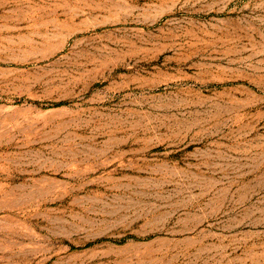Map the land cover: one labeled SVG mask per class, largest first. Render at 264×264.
Segmentation results:
<instances>
[{"label": "rangeland", "instance_id": "obj_1", "mask_svg": "<svg viewBox=\"0 0 264 264\" xmlns=\"http://www.w3.org/2000/svg\"><path fill=\"white\" fill-rule=\"evenodd\" d=\"M0 264H264V0H0Z\"/></svg>", "mask_w": 264, "mask_h": 264}]
</instances>
